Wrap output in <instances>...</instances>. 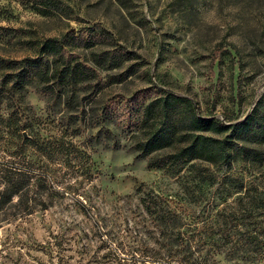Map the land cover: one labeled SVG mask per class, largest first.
<instances>
[{"label": "rangeland", "instance_id": "1", "mask_svg": "<svg viewBox=\"0 0 264 264\" xmlns=\"http://www.w3.org/2000/svg\"><path fill=\"white\" fill-rule=\"evenodd\" d=\"M56 2L0 0V89L49 37L94 69L61 83L55 103L32 81L22 96L3 89L0 116L20 100L64 148L45 191L0 205V264H264V156L232 151L175 173L148 158L183 141L145 157L137 148L155 128L144 106L165 92L209 120L234 124L254 110L264 121V0ZM236 140L264 153V142ZM146 195L165 201L159 215L144 211Z\"/></svg>", "mask_w": 264, "mask_h": 264}, {"label": "trees", "instance_id": "2", "mask_svg": "<svg viewBox=\"0 0 264 264\" xmlns=\"http://www.w3.org/2000/svg\"><path fill=\"white\" fill-rule=\"evenodd\" d=\"M40 3L44 9L50 10L58 7L56 0H40ZM64 47V44L56 37L45 38L39 43L36 56L16 61L13 67L15 69L18 67L19 74L16 73L11 84L2 83L0 103L3 89L5 91L12 89L14 95L18 93L22 96V91L29 81H32L36 91L46 97L47 103L51 101L55 103L60 99L58 87L61 83L71 84L77 79H86L94 74V69L78 61L72 62L73 58L65 54ZM23 111L21 101L17 100L6 118L0 116V151L6 158L0 159L1 206L8 204L14 196L20 200L33 186H37L39 192L45 191L47 180L49 182L45 171L50 162L55 163L54 161L64 148L61 137L55 134L40 133L42 127L39 117L27 115ZM142 117L144 122L154 121L155 128L146 131L143 134L145 137L138 142L137 148L141 156L145 157L162 150L175 140L184 142L175 151L150 156L148 158L149 167L166 166L177 173L192 160L225 162L231 156L232 151H247L248 153L256 151V156L263 159V152L260 153L236 140L264 142V121L258 120L254 110L242 121L225 124L220 120L201 117L196 113L190 100L165 92L146 103ZM207 129L218 133L225 131L229 133L223 138H218L204 134L203 130ZM162 199L146 195L140 198V202L146 213L159 215L165 204ZM1 210L2 208H0V213ZM177 217V215H172L170 222L173 227L178 223ZM160 218L165 219L162 214ZM262 260L264 261V257Z\"/></svg>", "mask_w": 264, "mask_h": 264}, {"label": "water", "instance_id": "3", "mask_svg": "<svg viewBox=\"0 0 264 264\" xmlns=\"http://www.w3.org/2000/svg\"><path fill=\"white\" fill-rule=\"evenodd\" d=\"M23 135L25 136V133H23Z\"/></svg>", "mask_w": 264, "mask_h": 264}]
</instances>
